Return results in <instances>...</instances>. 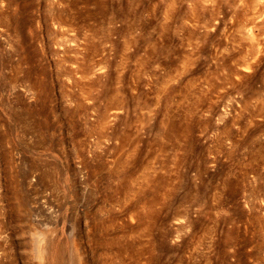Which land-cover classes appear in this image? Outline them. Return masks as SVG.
Returning a JSON list of instances; mask_svg holds the SVG:
<instances>
[{
	"label": "rangeland",
	"instance_id": "374dc122",
	"mask_svg": "<svg viewBox=\"0 0 264 264\" xmlns=\"http://www.w3.org/2000/svg\"><path fill=\"white\" fill-rule=\"evenodd\" d=\"M0 264H264V0H0Z\"/></svg>",
	"mask_w": 264,
	"mask_h": 264
}]
</instances>
